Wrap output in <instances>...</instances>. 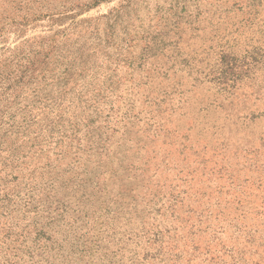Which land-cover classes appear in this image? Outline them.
<instances>
[{
    "label": "rangeland",
    "instance_id": "obj_1",
    "mask_svg": "<svg viewBox=\"0 0 264 264\" xmlns=\"http://www.w3.org/2000/svg\"><path fill=\"white\" fill-rule=\"evenodd\" d=\"M93 2L0 0V264H264V0Z\"/></svg>",
    "mask_w": 264,
    "mask_h": 264
},
{
    "label": "trees",
    "instance_id": "obj_2",
    "mask_svg": "<svg viewBox=\"0 0 264 264\" xmlns=\"http://www.w3.org/2000/svg\"><path fill=\"white\" fill-rule=\"evenodd\" d=\"M110 0H94V2L92 3V4H90V5H85L87 8H92V7H95V6H98L101 2H109ZM112 17V16H111ZM116 18V19H115ZM117 19H120L119 17H117V16H114V20L116 21ZM119 23V21L118 22H116V24H118ZM3 29V28H2ZM2 29H0V32H1V30ZM68 39H65V41L63 42L64 43V45L63 46H67V45H69L68 43ZM22 43H24V42H22ZM22 43L19 45V46H17V47H15V49H14V51H12V54H10V52L9 53H5V55L4 56H2L1 58H0V64H1V71H0V73L2 74V75H0V88H2V86H3V79H5L7 82H8V86L5 88V92H2L1 94H0V103L2 102V101H5L7 104H10V103H12V102H8V101H10L11 100V92H12V88L14 89L15 88V86H17V85H19V83L22 81V78H19V79H17L16 81H12L11 80V78H12V76H11V72H14V66H13V69L11 70V72L10 71H7V70H10L9 69V66L8 65H10V62L9 61H11V58H13V60H15V59H17V61L15 62V65H16V67L17 66H20L19 64V61L20 60H22V58L23 57H25L24 55H23V53H24V48L23 47H26L27 46V44H23L22 45ZM101 48H103V47H101ZM51 50H49V52H50ZM49 52L48 51H46L43 55H41V53L42 52H35V54L33 55V53H32V56L34 57L33 59L31 58V57H28V56H26L25 58H27L28 59V62L29 63H31V62H40V64H42L43 66H44V69H43V73L42 74H46V70H47V66L45 65V62H50V61H54L53 59H49ZM10 55H12L11 57H10ZM31 56V55H30ZM37 56H42L41 58H39V57H37ZM225 56H223V58H224ZM82 57H80V59H81ZM88 58H90V55H89V57ZM12 60V61H13ZM61 62H64V61H66L67 59H59ZM74 60H76V58L74 59ZM87 60V59H86ZM86 60H81L82 62H81V64L82 63H84L83 65H86ZM39 64V65H40ZM67 63H59V64H56L58 67L60 66V65H66ZM26 65V67H28V64H25ZM69 68H66L65 69V72H67V70H68ZM18 73L20 72V70H18V68H17V70H16ZM4 72H6V74H4ZM25 71H21V77H25L26 76V74L24 73ZM41 74V75H42ZM41 75H37V77L38 76H41ZM31 76H33V74H31ZM37 77H35V80H36V78ZM34 80V81H35ZM67 84V83H66ZM142 85H144L145 87H144V90H146L145 88L149 85V83H146V82H143L142 83ZM152 85H154V82L152 83ZM151 85V86H152ZM159 85H162L165 89H164V92H163V100H161V102H164V101H166L167 102V96L168 95H173L172 97H170V102H171V104H172V100L173 101H176V97L174 96V94L173 93H170L169 94V88L172 86V85H166V84H164V81H162V80H160L159 81V83L157 84V86H159ZM137 87H140V86H137ZM63 88V87H62ZM61 88V89H62ZM176 86L174 85V91H175V93H177V91H176ZM18 91V89H15V91H13V92H17ZM64 91H66V93H67V91H68V89H64ZM146 92V91H145ZM171 92V91H170ZM146 94V93H145ZM16 98H17V94H16ZM21 100H23V98L21 99ZM17 105V103H15L14 104V107ZM4 106H6V104H4L1 108H0V113H2L1 115H0V129H4V127L5 126H9V130H12V129H14L15 127H18V129L19 128H21L22 126H20L23 122H27L28 121V118L31 116V115H29V114H26V112H25V110H20V108H12V106H10L9 107V109L7 110V111H5V109L3 108ZM6 112H8V113H6ZM69 112V111H68ZM67 112V113H68ZM18 114H21L20 115V122L18 121L19 119H16V117H17V115ZM16 125H18V126H16ZM157 241L159 242V248H167V249H177V248H182V247H178V244H179V240H178V242L174 239V237H171V236H166V235H164V234H162L161 236H160V239H157ZM164 242H167V243H170V245H172V246H168V245H165L164 244ZM204 249L202 246H201V244L200 243H198V244H196V245H194L193 246V249H195V250H197V249Z\"/></svg>",
    "mask_w": 264,
    "mask_h": 264
}]
</instances>
